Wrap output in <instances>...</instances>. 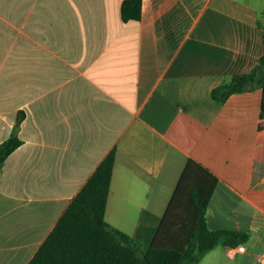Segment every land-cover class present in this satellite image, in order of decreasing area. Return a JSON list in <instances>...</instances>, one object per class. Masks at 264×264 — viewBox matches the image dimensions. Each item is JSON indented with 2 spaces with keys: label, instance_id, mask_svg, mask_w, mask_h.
<instances>
[{
  "label": "crops",
  "instance_id": "crops-1",
  "mask_svg": "<svg viewBox=\"0 0 264 264\" xmlns=\"http://www.w3.org/2000/svg\"><path fill=\"white\" fill-rule=\"evenodd\" d=\"M0 0V264H27L101 160L116 150L105 219L152 241L190 157L218 181L210 229L245 231L197 264H260L261 88L212 89L264 53V0Z\"/></svg>",
  "mask_w": 264,
  "mask_h": 264
},
{
  "label": "trees",
  "instance_id": "trees-1",
  "mask_svg": "<svg viewBox=\"0 0 264 264\" xmlns=\"http://www.w3.org/2000/svg\"><path fill=\"white\" fill-rule=\"evenodd\" d=\"M142 0H123V20L139 19ZM261 88L260 115L254 160L264 161V53L248 71L234 73L212 89L223 103L232 93ZM19 119L10 135L0 142V166L21 143ZM111 149L72 198L52 230L27 264H197L217 245L245 243L249 234L228 228L210 229L206 209L217 177L188 158L157 231L148 244L110 225L105 209L115 163Z\"/></svg>",
  "mask_w": 264,
  "mask_h": 264
},
{
  "label": "built area",
  "instance_id": "built-area-1",
  "mask_svg": "<svg viewBox=\"0 0 264 264\" xmlns=\"http://www.w3.org/2000/svg\"><path fill=\"white\" fill-rule=\"evenodd\" d=\"M244 250H245V247L243 244H237L235 246L229 247L230 253H234L237 251H244ZM257 258H258V261L260 262V264H264V254H260Z\"/></svg>",
  "mask_w": 264,
  "mask_h": 264
}]
</instances>
